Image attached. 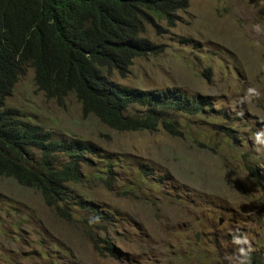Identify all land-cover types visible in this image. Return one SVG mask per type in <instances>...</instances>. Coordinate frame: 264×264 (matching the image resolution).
Segmentation results:
<instances>
[{
    "label": "rangeland",
    "instance_id": "1",
    "mask_svg": "<svg viewBox=\"0 0 264 264\" xmlns=\"http://www.w3.org/2000/svg\"><path fill=\"white\" fill-rule=\"evenodd\" d=\"M178 15L175 26L158 19L162 30L148 25L141 34L162 53L108 77L209 97L206 113L177 116L181 136L162 126L115 130L84 116L74 94L62 103L47 97L33 68L18 79L6 107L55 139L98 147L69 188L97 208L102 225L79 207L63 218L39 190L0 175V264H240L241 246L249 254L264 245V149L253 143L264 131V0H189ZM249 87L260 96L242 102ZM234 235L247 236L251 249Z\"/></svg>",
    "mask_w": 264,
    "mask_h": 264
},
{
    "label": "trees",
    "instance_id": "2",
    "mask_svg": "<svg viewBox=\"0 0 264 264\" xmlns=\"http://www.w3.org/2000/svg\"><path fill=\"white\" fill-rule=\"evenodd\" d=\"M188 6L189 0H0V175L39 190L46 206L63 218L71 217L68 206L79 207L102 225L97 208L69 188L85 177L83 168L98 147L80 139H55L40 124L24 120L19 109L6 107V99L26 69L33 68L38 89L61 103L74 94L84 116L95 115L118 131L162 126L181 136L177 115L207 112L209 97H190L175 87L130 88L108 74L116 69L126 77L135 58L162 53L163 46L141 34L148 25L162 30L158 19L175 26L179 11ZM104 243L114 252L110 241L104 238ZM247 260L264 264L258 248Z\"/></svg>",
    "mask_w": 264,
    "mask_h": 264
},
{
    "label": "clouds",
    "instance_id": "3",
    "mask_svg": "<svg viewBox=\"0 0 264 264\" xmlns=\"http://www.w3.org/2000/svg\"><path fill=\"white\" fill-rule=\"evenodd\" d=\"M198 96H193V97H198ZM259 96H260V92L256 88L249 87L247 89L246 93H245V96H244L242 102L247 101V100H249L252 97H259ZM190 97H192V96H190ZM181 115H183V114H181ZM188 116H194V115H188ZM253 143H254V146L256 147V150L257 151H261V149H264V131L257 132L255 134ZM233 242L235 244H237V245H247L248 246V250L251 249V243H250V241H249V239H248L247 236H244V235H234L233 236ZM260 250H261V258L263 259V262H264V245H261ZM239 251H240L241 256L242 257H245V259H242L240 261V264H249V262L247 260L248 251H246V249L243 246L240 247Z\"/></svg>",
    "mask_w": 264,
    "mask_h": 264
}]
</instances>
